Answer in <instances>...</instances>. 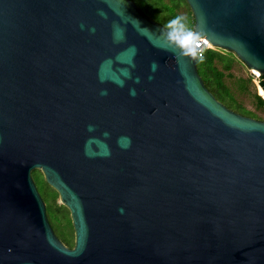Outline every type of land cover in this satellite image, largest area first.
<instances>
[{"label": "water", "instance_id": "1", "mask_svg": "<svg viewBox=\"0 0 264 264\" xmlns=\"http://www.w3.org/2000/svg\"><path fill=\"white\" fill-rule=\"evenodd\" d=\"M187 2L199 39L264 76V0ZM163 27L134 0H0V264H264V121Z\"/></svg>", "mask_w": 264, "mask_h": 264}, {"label": "trees", "instance_id": "2", "mask_svg": "<svg viewBox=\"0 0 264 264\" xmlns=\"http://www.w3.org/2000/svg\"><path fill=\"white\" fill-rule=\"evenodd\" d=\"M158 8H162V12L169 14V18L173 19L177 16L185 17V22L192 31L193 29V16L189 3L187 0H149ZM235 55L230 50L223 48H207L203 51L201 57L196 58L197 72L204 84V86L214 95L216 100L221 101L227 107L235 110L239 114L257 118V116L243 107L237 100L236 94L247 93L251 96L252 101L257 109H264V99L257 93L250 92L249 84H251L253 77L247 76L246 78H236L230 71ZM228 78L229 83L226 82ZM264 79L263 77H259ZM262 97V98H261ZM40 169V168H39ZM51 208L56 215L62 216L69 209L61 202L57 203L52 201ZM48 213V212H47ZM68 219V218H67ZM68 226H72L71 218L68 219ZM65 243L69 246L74 245L73 235L65 237Z\"/></svg>", "mask_w": 264, "mask_h": 264}, {"label": "rangeland", "instance_id": "3", "mask_svg": "<svg viewBox=\"0 0 264 264\" xmlns=\"http://www.w3.org/2000/svg\"><path fill=\"white\" fill-rule=\"evenodd\" d=\"M136 2V5L145 13L146 16L157 22L158 24L165 26L171 18H169V14L166 12H162V8L156 7L153 2L149 0H134ZM215 49V48H214ZM235 55V54H234ZM236 58H234V61L232 63L230 71L233 73L234 77L236 78H246L247 76L253 77L251 84H249L250 92L252 93H258V87L256 82L259 80V76L254 74L250 69H248L235 55ZM226 82L229 83L228 78L226 79ZM237 100L243 105L244 108L249 110L250 112H253L258 120L264 121V109H257L252 101L251 96H249L247 93L238 94L235 93ZM262 98V97H261ZM264 99V98H262ZM243 115V114H242ZM32 176L34 180L37 182L38 188L43 196V198L46 201L47 206V212L49 219L53 225V228L55 229L56 234L60 239H62L64 242L65 237H71L73 235L74 239V232L75 229H72V227L68 226V219L70 217V211L66 212L65 214H62V216H58L53 212V208H51L52 201H56L59 203L60 201L56 199L57 191L54 189L51 184H49L46 179L44 178L43 172L36 168L32 171ZM68 218V219H67Z\"/></svg>", "mask_w": 264, "mask_h": 264}, {"label": "clouds", "instance_id": "4", "mask_svg": "<svg viewBox=\"0 0 264 264\" xmlns=\"http://www.w3.org/2000/svg\"><path fill=\"white\" fill-rule=\"evenodd\" d=\"M160 38L181 55L193 56L197 49L198 35L188 29L185 17L177 16L170 20L160 33Z\"/></svg>", "mask_w": 264, "mask_h": 264}, {"label": "built area", "instance_id": "5", "mask_svg": "<svg viewBox=\"0 0 264 264\" xmlns=\"http://www.w3.org/2000/svg\"><path fill=\"white\" fill-rule=\"evenodd\" d=\"M207 48H211L214 49L215 47L211 44H207L204 41H202L201 39L197 40V49H196V53H195V58L197 57H201L203 51Z\"/></svg>", "mask_w": 264, "mask_h": 264}, {"label": "bare ground", "instance_id": "6", "mask_svg": "<svg viewBox=\"0 0 264 264\" xmlns=\"http://www.w3.org/2000/svg\"><path fill=\"white\" fill-rule=\"evenodd\" d=\"M256 84H257V82H256ZM257 87H258V93L264 98V90L260 87V86H258V84H257Z\"/></svg>", "mask_w": 264, "mask_h": 264}, {"label": "flooded vegetation", "instance_id": "7", "mask_svg": "<svg viewBox=\"0 0 264 264\" xmlns=\"http://www.w3.org/2000/svg\"><path fill=\"white\" fill-rule=\"evenodd\" d=\"M39 169V168H38ZM41 170V169H40ZM45 178V177H44ZM34 179V178H33ZM35 181V180H34ZM35 183L37 184V182L35 181ZM39 185V184H38ZM38 185H37V187H38ZM52 186V185H51ZM39 189V188H38ZM40 191V190H39ZM41 193V192H40ZM58 193V192H57ZM56 199H58L59 201H60V198H59V194H57V196H56ZM61 202V201H60ZM62 203V202H61Z\"/></svg>", "mask_w": 264, "mask_h": 264}, {"label": "snow or ice", "instance_id": "8", "mask_svg": "<svg viewBox=\"0 0 264 264\" xmlns=\"http://www.w3.org/2000/svg\"><path fill=\"white\" fill-rule=\"evenodd\" d=\"M205 43H207V41H205Z\"/></svg>", "mask_w": 264, "mask_h": 264}]
</instances>
